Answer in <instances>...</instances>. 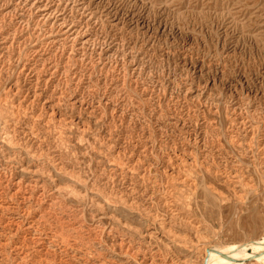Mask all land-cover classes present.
<instances>
[{
	"label": "rangeland",
	"instance_id": "1",
	"mask_svg": "<svg viewBox=\"0 0 264 264\" xmlns=\"http://www.w3.org/2000/svg\"><path fill=\"white\" fill-rule=\"evenodd\" d=\"M242 247L264 254V0H0V264Z\"/></svg>",
	"mask_w": 264,
	"mask_h": 264
},
{
	"label": "bare ground",
	"instance_id": "2",
	"mask_svg": "<svg viewBox=\"0 0 264 264\" xmlns=\"http://www.w3.org/2000/svg\"><path fill=\"white\" fill-rule=\"evenodd\" d=\"M260 247V245H256ZM254 257L253 261L256 263L264 264V254L263 255H254V254H246L245 248H237L232 250H226L222 252H217L212 256L211 264H232L240 260H246L251 257ZM206 264V258L204 259L202 264ZM253 263V262H252Z\"/></svg>",
	"mask_w": 264,
	"mask_h": 264
},
{
	"label": "water",
	"instance_id": "3",
	"mask_svg": "<svg viewBox=\"0 0 264 264\" xmlns=\"http://www.w3.org/2000/svg\"><path fill=\"white\" fill-rule=\"evenodd\" d=\"M205 264V263H204Z\"/></svg>",
	"mask_w": 264,
	"mask_h": 264
}]
</instances>
